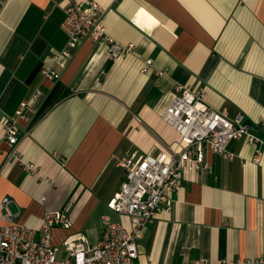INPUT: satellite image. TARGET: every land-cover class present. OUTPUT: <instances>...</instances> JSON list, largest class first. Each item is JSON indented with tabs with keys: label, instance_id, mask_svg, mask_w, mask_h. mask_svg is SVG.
<instances>
[{
	"label": "crops",
	"instance_id": "obj_1",
	"mask_svg": "<svg viewBox=\"0 0 264 264\" xmlns=\"http://www.w3.org/2000/svg\"><path fill=\"white\" fill-rule=\"evenodd\" d=\"M81 1L0 0V136L4 118L36 87L43 92L15 145L35 171L8 159L4 142L0 201L11 198L18 223L36 230L67 208L70 227L53 228L57 247L76 233L96 245L104 215L130 228L106 207L124 180L120 160L174 148L178 135L160 112L180 87L203 91L229 119L264 116V0H95L107 8L106 32L133 53L110 60L106 46L84 40L55 61L67 40L64 8ZM147 58L152 66L142 73ZM47 65L59 79L42 78ZM258 137L264 142V133ZM257 147L237 139L226 146L231 158L206 151L210 168L187 172L170 209L162 206L142 227L134 264H264Z\"/></svg>",
	"mask_w": 264,
	"mask_h": 264
},
{
	"label": "built area",
	"instance_id": "obj_2",
	"mask_svg": "<svg viewBox=\"0 0 264 264\" xmlns=\"http://www.w3.org/2000/svg\"><path fill=\"white\" fill-rule=\"evenodd\" d=\"M116 1V0H114ZM107 8L95 0L69 3L64 8L61 29L67 36L63 49L56 52L54 60L71 57L70 50L84 40L107 48L110 60L133 53V45H122L105 30L103 19ZM152 59L143 60L140 71L146 73ZM43 79L55 81L60 75L51 65L41 69ZM43 96L36 87L12 117L3 120L0 148L5 142L11 146L8 159L20 162L29 172L35 165L22 160L16 152L20 121L26 119V111L33 110ZM161 120L178 135L174 148L158 156L143 154L138 157H123L120 160L125 176L119 189L106 201L113 213L128 218L130 228L109 215L102 217L103 231L99 242L90 246L80 233L71 234L57 247L52 242L53 228L71 225L67 208L48 214L40 230L18 223L19 211H13L14 201L3 197L0 201V264H134L138 256L137 241L142 227L164 206L170 209L174 191L179 187L187 172L210 168L205 161V152L232 157L227 151L230 141L244 139L249 145H258L255 161L264 151V142L258 133H264V116L247 121L243 114L229 119L224 111H218L205 101V93L189 86L180 87V94L172 97L160 112ZM59 251L67 254L58 257ZM193 264H201L195 261Z\"/></svg>",
	"mask_w": 264,
	"mask_h": 264
},
{
	"label": "rangeland",
	"instance_id": "obj_3",
	"mask_svg": "<svg viewBox=\"0 0 264 264\" xmlns=\"http://www.w3.org/2000/svg\"><path fill=\"white\" fill-rule=\"evenodd\" d=\"M58 257H60V253L58 254Z\"/></svg>",
	"mask_w": 264,
	"mask_h": 264
},
{
	"label": "water",
	"instance_id": "obj_4",
	"mask_svg": "<svg viewBox=\"0 0 264 264\" xmlns=\"http://www.w3.org/2000/svg\"><path fill=\"white\" fill-rule=\"evenodd\" d=\"M32 121V120H31Z\"/></svg>",
	"mask_w": 264,
	"mask_h": 264
}]
</instances>
